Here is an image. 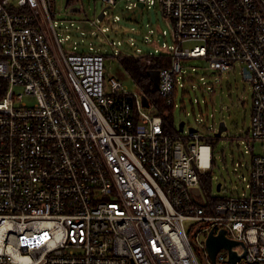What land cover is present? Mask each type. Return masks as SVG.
<instances>
[{
  "label": "built area",
  "instance_id": "1",
  "mask_svg": "<svg viewBox=\"0 0 264 264\" xmlns=\"http://www.w3.org/2000/svg\"><path fill=\"white\" fill-rule=\"evenodd\" d=\"M102 1L104 36L121 16L105 20L117 0ZM139 4L160 8L159 48L113 56L145 65L168 56L157 87L168 102L182 59H206L219 74L241 65L253 90L248 193H207L216 136L168 132L143 93L105 77L104 54L64 48L55 0H0V264H264V0H128L125 9ZM65 7L80 12L83 2ZM222 229L237 241L235 262L226 247L214 262L208 254L210 231Z\"/></svg>",
  "mask_w": 264,
  "mask_h": 264
},
{
  "label": "rangeland",
  "instance_id": "2",
  "mask_svg": "<svg viewBox=\"0 0 264 264\" xmlns=\"http://www.w3.org/2000/svg\"><path fill=\"white\" fill-rule=\"evenodd\" d=\"M82 2L83 10L78 12L65 7V0H55L51 17L62 46L76 51L101 52L106 56L105 77H115L126 90L137 91L138 86L132 76L119 58L113 56V49L133 53L137 48L146 52L159 48L157 40L161 39L160 34L167 27L160 8L139 4L135 12H129L125 9L128 0H117L115 8H108L105 20L113 21L111 13L119 14L121 18L116 25L107 26L105 23L103 27L107 29L102 36L97 27L100 25L97 15L107 4L102 0ZM166 41L170 44L169 37ZM182 64L184 76L177 80L172 113L176 125L183 120L184 131L193 126L202 135H213L222 120L227 126L221 136L211 142L214 165L209 171V192L214 197L248 193L252 153L249 149L251 141L245 135L251 119L253 90L250 81L244 79L240 64L222 74L215 72L209 61L203 58L182 59ZM16 91L21 92L22 89L15 88ZM23 100L32 103L34 97L23 95ZM154 110L152 107L151 111ZM254 145L259 151V143L254 142ZM218 182H221L220 190L216 189Z\"/></svg>",
  "mask_w": 264,
  "mask_h": 264
},
{
  "label": "trees",
  "instance_id": "3",
  "mask_svg": "<svg viewBox=\"0 0 264 264\" xmlns=\"http://www.w3.org/2000/svg\"><path fill=\"white\" fill-rule=\"evenodd\" d=\"M116 57L119 58L121 64L124 66L126 71L132 76L136 85L138 86V90L141 93H143L149 99L150 102L154 104L156 108V112L162 115L164 119L165 129L170 133H178L179 132L178 124L176 125L172 117L175 95L177 90L176 89L177 81L175 83L174 95L172 101L168 102L166 98L158 94L157 88L154 86L153 82L151 81L150 77L147 74V70L150 68L158 69L161 66H168L170 62V58L168 56H165L162 57L160 60H158L157 58L153 57L152 63L150 65H145L141 63L140 58L134 57L132 55L120 54ZM182 76H184V74ZM212 141H214V139ZM212 154L213 157H212L211 168L214 165L213 147H212ZM209 171L201 178L202 187L207 193H209L211 188Z\"/></svg>",
  "mask_w": 264,
  "mask_h": 264
},
{
  "label": "water",
  "instance_id": "4",
  "mask_svg": "<svg viewBox=\"0 0 264 264\" xmlns=\"http://www.w3.org/2000/svg\"><path fill=\"white\" fill-rule=\"evenodd\" d=\"M70 10L71 11H77L78 7H71ZM102 14H103L102 12H99L98 17L101 18ZM147 74L150 77L151 81L153 82L154 86L157 88L158 83H159V69L150 68L147 70ZM142 99H143V103L145 105H148V99L145 95L142 96ZM184 127H185V121H183V120L179 121L178 130L183 131ZM188 129L190 131L196 130V128L193 126H188ZM226 129H227V126H226L225 121L224 120L220 121L218 124L217 130L214 132V135L216 136V138H219L221 136L222 132L225 131ZM216 189L217 190L221 189V182H218L216 184ZM235 244H237V241L228 239L225 236L223 229L220 230L217 234H214L213 231H210V233L206 239L207 251H208V254H209V256L213 262H214V258H215L217 251L222 247H226L227 249H229L230 260L232 262H235L237 259H239L240 256L237 255V253L234 250H232V247ZM244 254L242 256H244Z\"/></svg>",
  "mask_w": 264,
  "mask_h": 264
}]
</instances>
